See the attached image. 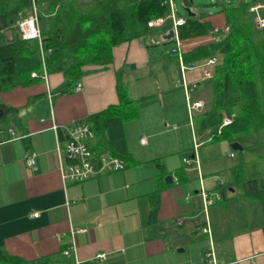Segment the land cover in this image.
Listing matches in <instances>:
<instances>
[{
	"label": "crops",
	"instance_id": "0c3cea01",
	"mask_svg": "<svg viewBox=\"0 0 264 264\" xmlns=\"http://www.w3.org/2000/svg\"><path fill=\"white\" fill-rule=\"evenodd\" d=\"M209 19L220 26L224 23L221 14H211ZM165 34L115 47L114 61L107 67H84L77 92L61 94L68 83L63 72L47 71L54 95L52 107L43 78L31 86L0 92V255L19 257L24 264H77L76 260L79 264H264V205L260 201L239 196V186L231 180L227 200L204 210L200 189L221 195L218 186L226 187L222 173L230 174L236 163L228 162L238 158L226 141L222 142L230 149L225 145L224 156L209 148L200 150L213 142L210 133L198 130L195 121L205 108L192 116L187 108L190 130L197 138L193 152L188 155L172 148L181 135L176 122L166 119L165 110L177 111L172 90L185 91L174 86L181 64L164 51L166 46L169 51L174 48L164 45L168 40L163 39ZM162 58L167 59L166 64L159 63ZM120 68H124L123 80L132 96H148L138 102L139 116L125 125L132 160L124 159L126 167L121 171L102 173L81 183L64 182L60 162L67 160L62 127L118 103L116 73ZM180 79L195 84L193 100L209 104L213 92L202 79L200 66L181 70ZM199 86L205 90L207 86L209 96L200 93ZM171 116L169 119L174 118ZM53 123L60 127L58 131L52 128ZM132 126H139L132 138L135 148L127 136ZM251 134L236 139L243 149L249 147L245 156L254 153L258 145ZM31 153L36 156L34 167L26 164ZM185 158L191 163H185ZM181 168L186 171L183 181L178 179ZM163 172L165 177L172 175L171 182L161 178ZM155 193L159 196L152 198ZM154 200L158 206L155 213ZM36 212L39 215L32 216ZM82 227L88 231L76 235V252L66 255L72 242L70 229ZM205 227L209 232L203 231ZM211 249L214 261L206 256ZM101 252L107 254L106 259H96Z\"/></svg>",
	"mask_w": 264,
	"mask_h": 264
},
{
	"label": "trees",
	"instance_id": "16d2710c",
	"mask_svg": "<svg viewBox=\"0 0 264 264\" xmlns=\"http://www.w3.org/2000/svg\"><path fill=\"white\" fill-rule=\"evenodd\" d=\"M249 2L228 0L219 13L224 18L222 26L209 19L210 14L198 13L195 17L185 16V24L177 29L179 42L185 44L211 37L228 25V34L219 41L206 40L180 51L176 49V39L164 41V45L175 44L168 56L175 54L177 60L181 56L186 65L202 64L209 57L219 56L214 75L206 80L213 92L212 99L195 119L198 130L208 131L213 142L232 143L242 135L264 129V28H256ZM33 3L39 8L43 52L36 41L23 40L13 27L19 15L26 14ZM182 6L192 7V0H182ZM170 12L168 0H93L83 4L79 0H0V92L42 82L45 66L50 73L63 72L68 83L61 94L71 93L84 67H107L113 63L115 47L134 39L148 40L173 28ZM159 18L165 19L162 27L148 25ZM9 29L15 33L12 41L6 36ZM116 74L118 103L89 115L85 121L95 133L91 143L95 154L111 153L130 161L125 125L139 116L138 102L148 96L134 98L128 82L123 80L124 68ZM223 111L235 116L231 123L221 127ZM248 149L236 151L238 161L230 168L231 180L241 188L244 198L264 205V174L244 171ZM263 159L261 156L259 160ZM184 170L181 168L178 173L180 181L186 178ZM161 176L165 179V172ZM218 189L222 195L218 202L226 201V187L219 185ZM153 207L155 213L156 200ZM0 264L24 261L2 253Z\"/></svg>",
	"mask_w": 264,
	"mask_h": 264
},
{
	"label": "built area",
	"instance_id": "2783aa9c",
	"mask_svg": "<svg viewBox=\"0 0 264 264\" xmlns=\"http://www.w3.org/2000/svg\"><path fill=\"white\" fill-rule=\"evenodd\" d=\"M170 6V15L169 17L173 22L174 29V37L172 39H176L178 42L176 44L177 51H180L183 48V44L178 40L177 29L180 26H183L186 22V18L183 16H178L176 12V7L174 0H168ZM249 12L253 16V20L256 28L262 29L264 28V0H251L248 4ZM165 19L159 18L149 22L150 27H161L163 26ZM19 33L20 37L23 40H34L38 43L41 51L43 52V38L41 34V27L39 22V9L35 3H33L31 9L27 12L26 15L20 14L16 23L13 26ZM169 31L166 32V34ZM229 32V26H225L221 32L212 35L209 40L219 41L223 37H225ZM181 70L185 71L190 68L188 65L182 62L181 56L179 57ZM219 63V56H212L206 59L200 67L202 68V79L208 80L214 75V67ZM42 78L47 85V95L52 107V101L54 95L50 90L49 83V74L45 68L43 67ZM34 77L37 76L36 73L32 74ZM174 86H180L184 89L187 99V108L189 114L192 116L197 111H202L205 108V103L202 100H193L192 92L195 89V84H188L183 79L178 80L174 83ZM81 89V84L78 82L75 84L73 91L77 92ZM234 114L232 115H223L221 127L228 125L233 121ZM54 118L52 117V120ZM52 128L55 131H58L60 127H58L55 123H53ZM62 130L66 133V141L64 144V155L67 163L60 162V173L62 180L64 182L70 181L73 183H81L84 182L94 176H97L102 173L114 172L124 170L126 167V162L123 158L115 156L111 153H101L95 154L91 149V143L95 138V133L91 129V126L85 120L76 121L70 125L62 127ZM11 134H14L12 130H10ZM143 144L146 143V138L143 137L141 139ZM57 150L61 152L60 142H57ZM234 156V154H231ZM184 162L187 164L191 163L190 159L185 158ZM26 164L30 167H34L36 164V156L34 153H31L26 158ZM200 195L203 199L204 210L207 209L208 206L215 204L216 202L221 200V195L218 193H209L205 189H200ZM39 215L38 212L33 213L32 216L37 217ZM88 229L86 227L82 228H71V244L69 248L65 250L66 255H71L76 252L77 243H76V235L78 233H85ZM204 232H209V229L205 227L203 229ZM106 253L101 252L96 255V259L104 260L106 259ZM207 257L212 258L214 261V251L211 249L206 253ZM77 264L80 262L76 260Z\"/></svg>",
	"mask_w": 264,
	"mask_h": 264
},
{
	"label": "rangeland",
	"instance_id": "374dc122",
	"mask_svg": "<svg viewBox=\"0 0 264 264\" xmlns=\"http://www.w3.org/2000/svg\"><path fill=\"white\" fill-rule=\"evenodd\" d=\"M91 1L92 0H85V3L91 2ZM227 1L228 0H192V7L195 10V12H198V13L210 14V15L216 14L217 15L223 9V7L225 6V3ZM236 1L237 2H241V1L242 2H249L250 0H236ZM79 2H80V4H83V1L79 0ZM174 3H175L177 14L179 16H183V17L187 16V13H186L184 7L182 6V0H174ZM226 26H228V25H226ZM171 29H173V28H171ZM209 38L210 37H208V38L203 37L200 39L192 40V41H196L193 43H191L192 41H188V42H186L187 45H184L183 47H186V49L190 48V46L197 45L199 43H203L206 40H209ZM171 45H175V44H171ZM163 49H164V51L169 52L168 46L164 47ZM159 56H160V54H159ZM165 59L166 58H162L161 60L158 59V61L160 64H166L167 62H165ZM200 64H196L195 66H200ZM214 69H215V67H214ZM163 75H164V73H163ZM151 83H152L153 87H155V85L153 84V81H151ZM202 89H204V90H202ZM207 89H208L207 86H206V90H205L204 86L198 87V90L200 93H203V94L208 93V96H209L210 90H207ZM204 91H206V93H204ZM172 92H175L173 99L177 103V111H174L173 113H169L168 108H167V110H165V113L168 115L166 119L176 122V124L179 127L178 133H180V135H181L179 141L175 142L173 144L175 146H173L172 148H177L176 149L177 151L184 150V152L189 155L190 153L193 152V150H192L193 146L197 147L196 146L197 138L194 136V134H192V132L190 130L189 117H188V112H187V107H186V98H185V94H184L183 90L179 88V89L172 90ZM203 96H205V98H208L207 95H203ZM205 109H206V104H205ZM170 114H172L171 117H174V118L169 119ZM225 114H226V112L223 111L222 115H225ZM232 114L235 115V113H232ZM182 120L185 121L183 123L184 124L183 126L181 125ZM171 124H173V123H171ZM186 125H187V127L184 128V126H186ZM138 130H139V126H132V128H130V130L127 133L128 139L130 140L129 145L133 146L134 148L136 147V142H134L136 140L135 139L132 140V138H135L134 133ZM251 135H252L251 137L254 140V142L257 143L258 145H256L257 147L255 146V150L253 151L254 153L247 154L246 156H244L246 158V160H248L247 163L245 164L246 166L244 168V171H245V174H247V172L253 171V170L259 171V172L264 174V159L262 161L259 160L261 156L264 157V130L252 132ZM225 145H227V147L230 149V146H228V144L226 142L219 141V142H209L207 144H204L201 146L200 150L204 151L206 148H209L210 152L224 156L225 155L224 151H225V147H226ZM176 150H174V151H176ZM177 156H178V154H177ZM187 159H190V158H187ZM237 161H238L237 159L236 160L230 159L228 163L231 165H234L235 163H237ZM222 174L226 180L225 181L226 182V191L228 194L229 193V187H230L229 183L231 181V175L229 173H222ZM237 194H239V196L242 195L241 188H239V191L237 192Z\"/></svg>",
	"mask_w": 264,
	"mask_h": 264
},
{
	"label": "water",
	"instance_id": "95a60500",
	"mask_svg": "<svg viewBox=\"0 0 264 264\" xmlns=\"http://www.w3.org/2000/svg\"><path fill=\"white\" fill-rule=\"evenodd\" d=\"M184 9H185L188 17H195L197 15V13L195 11H193L192 8L189 6H184ZM174 34H175L174 29H170L169 32L163 36V39H166V40L172 39L174 37ZM6 36H7V39L9 41H12L15 38V33L12 29H9L6 31ZM188 66L190 68H192L193 64H189ZM231 148L235 151H242L243 150V146L237 141H234L231 143ZM172 178H173L172 175H167L165 177V181L171 182Z\"/></svg>",
	"mask_w": 264,
	"mask_h": 264
}]
</instances>
